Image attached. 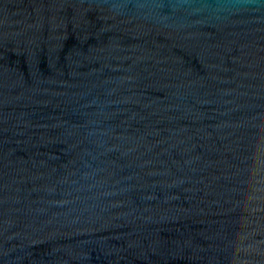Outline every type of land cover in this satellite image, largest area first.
I'll return each instance as SVG.
<instances>
[{
  "label": "water",
  "instance_id": "95a60500",
  "mask_svg": "<svg viewBox=\"0 0 264 264\" xmlns=\"http://www.w3.org/2000/svg\"><path fill=\"white\" fill-rule=\"evenodd\" d=\"M0 264H264V0H0Z\"/></svg>",
  "mask_w": 264,
  "mask_h": 264
}]
</instances>
